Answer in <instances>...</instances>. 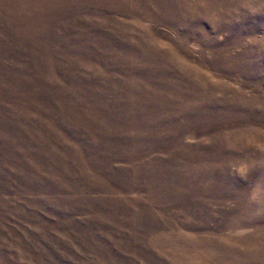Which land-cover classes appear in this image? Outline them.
I'll return each instance as SVG.
<instances>
[{
  "label": "rangeland",
  "instance_id": "374dc122",
  "mask_svg": "<svg viewBox=\"0 0 264 264\" xmlns=\"http://www.w3.org/2000/svg\"><path fill=\"white\" fill-rule=\"evenodd\" d=\"M0 264H264V0H0Z\"/></svg>",
  "mask_w": 264,
  "mask_h": 264
}]
</instances>
